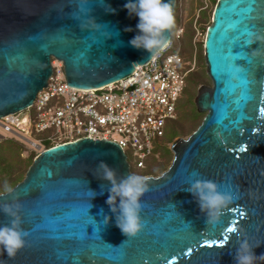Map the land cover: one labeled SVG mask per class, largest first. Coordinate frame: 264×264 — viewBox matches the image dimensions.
I'll return each mask as SVG.
<instances>
[{
  "label": "water",
  "instance_id": "obj_1",
  "mask_svg": "<svg viewBox=\"0 0 264 264\" xmlns=\"http://www.w3.org/2000/svg\"><path fill=\"white\" fill-rule=\"evenodd\" d=\"M127 2L0 0V118L34 103L53 73L52 57L63 62L68 84L83 89L149 62V52L129 43L139 18L129 15ZM170 3L175 11L177 0ZM89 9L103 27L81 26ZM204 58L211 84L200 85L195 101L204 116L174 141L168 168L148 175L143 231L128 238L116 226L106 203L110 183L98 176L101 161L118 178L134 173L127 154L114 141L82 138L42 149L14 193L0 192V206L18 194L28 233L13 258L0 247V264H236L238 236L260 244L256 256L264 254V0H217ZM195 179L235 194L214 227L186 190ZM10 220L0 210V226Z\"/></svg>",
  "mask_w": 264,
  "mask_h": 264
},
{
  "label": "built area",
  "instance_id": "obj_2",
  "mask_svg": "<svg viewBox=\"0 0 264 264\" xmlns=\"http://www.w3.org/2000/svg\"><path fill=\"white\" fill-rule=\"evenodd\" d=\"M196 29L195 40L201 35ZM183 35V28L175 29L168 49L136 66L130 75L100 88L69 85L63 62L52 57L53 73L34 103L0 118L7 134H0V141L10 136L41 151L82 138L111 140L121 146L128 161L132 157L135 166L144 170L168 122L176 118L187 75L193 69L173 51Z\"/></svg>",
  "mask_w": 264,
  "mask_h": 264
},
{
  "label": "clouds",
  "instance_id": "obj_3",
  "mask_svg": "<svg viewBox=\"0 0 264 264\" xmlns=\"http://www.w3.org/2000/svg\"><path fill=\"white\" fill-rule=\"evenodd\" d=\"M124 7L130 16L135 15L139 18L136 25L139 34L129 41L132 47L144 49L152 57L171 46L169 34L176 25V17L170 0L167 2L165 0H128ZM90 12L91 9L87 13L88 19L81 26L86 27L88 23H91L96 28L103 27L95 22L94 18L90 16ZM125 31L130 32L132 29L125 28ZM255 42L256 40L250 36L249 43ZM255 54L254 50L253 55ZM237 71H242V69H237ZM97 169L101 173L98 176L110 183L106 203L116 214V226L126 237H136L145 227L141 216L144 207L142 197L150 191L149 180L151 178L148 175L135 173L118 178L117 172L103 161L100 162ZM101 187L103 188V185ZM186 190L196 198L201 212L206 216V224L213 227L221 222L224 210L235 200V194L232 191H222L221 186L210 179H195ZM14 191V188L8 183L4 184V193L12 194ZM117 199H119L118 205ZM22 207L18 194L14 197L13 203H4L0 206V210L11 218L9 225L0 226V247L9 258H13L19 250L26 246L28 233L21 227L22 221L19 216ZM109 222L110 218L105 217L104 223ZM237 245L234 257L236 264H257L258 260L264 259V254L258 257L253 250L260 244L249 243L247 237L238 236Z\"/></svg>",
  "mask_w": 264,
  "mask_h": 264
},
{
  "label": "rangeland",
  "instance_id": "obj_4",
  "mask_svg": "<svg viewBox=\"0 0 264 264\" xmlns=\"http://www.w3.org/2000/svg\"><path fill=\"white\" fill-rule=\"evenodd\" d=\"M216 0H177V4L175 7V17H176V25L172 30L174 33L175 29L183 28L184 35L180 40H176L173 51L183 52V57L187 63V66H191L194 70L191 72V76H193L195 81H189L187 89L185 88V92L181 96L182 105L179 107L178 117L175 120L169 121V127L171 128L170 134L173 136L169 139L164 138L159 145L161 149L158 152H155L154 155L150 157L147 161V167L144 170L138 169L135 166L133 158H129V162L132 166L133 172H144L149 171V175H159L164 170L168 168L172 159L173 152L171 150V146L174 141L179 137H186L189 135L194 129L197 128V123H191V121L186 117L187 113L196 112V95L200 85L202 84H211L210 78L206 71V63L204 58V51L202 47V42L206 35L207 27L211 24L212 21V13L214 10V2ZM201 35L198 39L195 40V34L197 33V29ZM205 74L208 76L206 77ZM193 106H192V104ZM192 106V107H191ZM199 112V111H198ZM31 113L34 114L35 111L31 108ZM201 119L204 116V113H201ZM200 120V118L198 119ZM3 121V119H2ZM200 122V121H199ZM172 125V127H171ZM199 125V123H198ZM175 129L179 131L178 133H174ZM0 134H4L7 136L6 132L0 126ZM10 136H8L9 139ZM11 139V138H10ZM23 145V149L21 150V157L23 159H28L32 154L38 153V148H31L27 143L16 140ZM166 148L169 154L162 155L163 149ZM2 165L0 166L1 170ZM29 165L24 167V174L26 173ZM135 173V174H136ZM25 176V175H24ZM7 175L4 172H0V186H4L6 183Z\"/></svg>",
  "mask_w": 264,
  "mask_h": 264
},
{
  "label": "trees",
  "instance_id": "obj_5",
  "mask_svg": "<svg viewBox=\"0 0 264 264\" xmlns=\"http://www.w3.org/2000/svg\"><path fill=\"white\" fill-rule=\"evenodd\" d=\"M216 2H217V0L214 2V5H216ZM201 45H202L203 51H204V40H203ZM180 54L183 56V52H180ZM205 76L208 77L206 74H205ZM187 80H190L191 82H193L196 79H194L193 76H191V73L189 72L187 75ZM184 92H185V90H184ZM181 105H182V103H181V98H180L178 101V105H177V112L179 111V107ZM192 106H193V104H192ZM186 117H188V119L191 121V123H195V125L197 122L200 124L202 121L201 114L198 111H196V112L190 111L189 113H187ZM199 118H200V120H198ZM198 123H197V126H198ZM178 132L179 131H177V129H175L174 133H178ZM172 136H173V134H170L166 138L169 139V137L171 138ZM16 140L17 139H14V138L10 139L9 138V139H3L0 141V166L2 165L0 172H4L7 175L6 183H8L12 187H14L19 181H21L24 178V175H25L24 174V167H26L27 165L30 166L31 163L33 162L35 156L37 155V153L32 154L28 159H23L21 157V150L23 149L22 148L23 145H21L20 142H18ZM46 145L50 146L51 143L47 142ZM160 149H161V147L158 146L155 149V152H158ZM162 149H163L162 155L169 154L170 151H168L166 148H162ZM134 173H136V172H134ZM136 174L145 175V174H150V172L149 171H144V172L142 171V172H138ZM3 188H4V186H0V192H3Z\"/></svg>",
  "mask_w": 264,
  "mask_h": 264
},
{
  "label": "flooded vegetation",
  "instance_id": "obj_6",
  "mask_svg": "<svg viewBox=\"0 0 264 264\" xmlns=\"http://www.w3.org/2000/svg\"><path fill=\"white\" fill-rule=\"evenodd\" d=\"M193 70H194V68L190 71V73H191ZM189 81H190V80H187V85H186V87H185L186 89H187V87H188ZM177 117H178V112H177L176 118H177ZM169 124H170V123L167 124V127H166V133H165L164 138H166V137H168V135H170L171 128L169 127ZM171 127H172V125H171ZM130 168H131V170H132V166H131V164H130Z\"/></svg>",
  "mask_w": 264,
  "mask_h": 264
},
{
  "label": "snow or ice",
  "instance_id": "obj_7",
  "mask_svg": "<svg viewBox=\"0 0 264 264\" xmlns=\"http://www.w3.org/2000/svg\"><path fill=\"white\" fill-rule=\"evenodd\" d=\"M262 111H264V110H262ZM227 231L231 232V233H234V232L237 231V229L235 227H231V228H228ZM224 239L226 240V239H228V237H224ZM221 243H223V241H221Z\"/></svg>",
  "mask_w": 264,
  "mask_h": 264
}]
</instances>
